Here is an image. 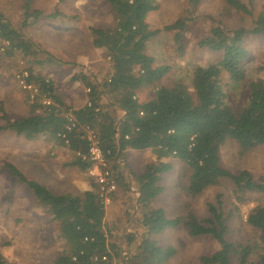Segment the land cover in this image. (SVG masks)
<instances>
[{"label": "trees", "instance_id": "trees-1", "mask_svg": "<svg viewBox=\"0 0 264 264\" xmlns=\"http://www.w3.org/2000/svg\"><path fill=\"white\" fill-rule=\"evenodd\" d=\"M103 1L112 11L113 26L89 27V33L91 44L108 57L110 71L99 80L85 74L73 77L89 89L85 104L78 108L66 105L53 81L28 66V79L51 104H42L39 97L29 98L28 115L4 120L0 103V118L4 120L0 133L9 131L27 140L52 139L72 153L71 165L85 171L90 163L76 153L86 152L81 127L90 124L98 129L103 150L110 151L117 185L127 193L130 186L120 172V155L129 148H150L156 161L134 176L135 190L127 211L130 227L121 235L105 222V207L92 180L81 194L55 193L26 177L14 164L6 163L8 173L32 192L56 225L64 247L51 264H161L176 250L171 245L159 246L152 235L180 224L186 225L190 235H209L218 243L214 252L200 257L202 264H231L234 256L238 264H264V205L256 204L246 211V223L254 234L251 244L226 239L228 217L219 196L216 204L208 205L210 216L202 220L192 212L185 217L167 218L162 209L151 205L162 191L160 174L172 166L169 160H163L167 158L178 159L190 169L186 191L191 196L222 179L232 182L233 198L240 204L246 193L264 192V179L255 180L247 169L232 172L220 163V149L228 139L235 141L241 151L264 145V81L259 77L247 80L249 56L245 47L248 32L264 39V14L255 19L249 31L212 25L196 45L219 52L220 58L186 69V80L175 75L166 83L164 78L172 66L156 63L155 56L147 51L148 45L161 31L171 32L173 52L181 57L189 17L182 15L162 28H152L147 15L158 8L155 0ZM20 11L21 27L41 17L58 15L34 7V0H21ZM21 27L0 13V60L19 53L30 58L32 64L53 62L54 58L29 40ZM242 83H246L247 96L235 107L228 100V87ZM144 88H151L152 95L140 100L137 93ZM67 112L73 114L76 127L68 133L69 144L65 146L57 134L64 129ZM257 251V260H249ZM3 262L0 255V264Z\"/></svg>", "mask_w": 264, "mask_h": 264}, {"label": "rangeland", "instance_id": "rangeland-1", "mask_svg": "<svg viewBox=\"0 0 264 264\" xmlns=\"http://www.w3.org/2000/svg\"><path fill=\"white\" fill-rule=\"evenodd\" d=\"M21 0H0L2 13L16 27H21ZM158 8L147 15L152 28H162L176 18L189 17L184 35V52L178 57L173 52L171 32L161 31L151 40L147 51L155 56L156 63L172 66L171 73L164 78L184 76V71L194 64H205L220 58L219 52L201 49L196 42L208 34L209 28L218 24L234 30L254 27L255 19L264 14V0H155ZM34 7L44 13L57 12L53 18L41 17L35 23L21 27L22 33L54 61L47 64H32L30 58L15 53L0 60V103L4 120L28 115L29 96L15 79L20 67L31 66L34 73L53 81L55 91L63 102L73 108L82 106L87 99V88L73 77L89 75L99 80L110 71V62L104 51L91 44L89 27L113 26V14L103 0H34ZM245 47L248 78L259 77L264 81V39L247 33ZM185 78V76H184ZM186 80V78H185ZM152 95L151 88L137 93L140 100ZM247 96L246 83L228 87V100L239 107ZM119 114V112H116ZM0 118V124H3ZM124 161L119 166L130 186L129 193L117 185L112 204L105 208V222L121 235L130 227L127 211L135 190L134 176L146 165L156 161L150 148L127 149L121 155ZM72 153L49 138L27 140L12 132L0 133V255L3 264H51L64 247L57 237L55 223L49 214L36 202L32 192L18 182L4 168L14 164L26 177L35 179L55 193L81 194L89 188L91 179L85 171L71 165ZM172 166L160 174L162 191L155 197L152 207L163 210L167 218L185 217L192 212L198 220L210 216L209 204H216L219 196L222 211L228 217L226 239L233 243L251 244L254 234L246 223L249 207L264 205V192L246 193L243 204L237 203L232 195L233 184L222 179L197 196L186 191L190 169L175 158H167ZM221 166L236 172L247 169L255 180L264 179V145L241 151L238 144L228 139L220 149ZM130 197V198H129ZM237 207V209H236ZM159 246L175 248L172 257L161 264H202L200 257L209 255L218 248V243L209 235H190L184 224L165 228L152 235ZM258 251L249 260H257ZM231 264H238L237 258Z\"/></svg>", "mask_w": 264, "mask_h": 264}, {"label": "built area", "instance_id": "built-area-1", "mask_svg": "<svg viewBox=\"0 0 264 264\" xmlns=\"http://www.w3.org/2000/svg\"><path fill=\"white\" fill-rule=\"evenodd\" d=\"M28 78L29 72L26 67H20V69L15 73L17 83L28 93L30 99L34 100L36 97H39L42 104L50 105V99L46 98L45 95H41L38 87ZM86 90L87 92L89 91V89ZM64 117L66 119L64 129L57 134V137L62 139L64 145L67 146L69 144L68 133L76 127V119L70 112L65 113ZM81 129L82 138L86 143V152H77L76 155L80 156L82 160L90 163V166L85 170V172L97 185L98 196L103 206L106 208L112 204L113 194L117 188V183L111 168L109 157L110 151L103 150L101 146L100 133L97 128L91 126L90 124H84Z\"/></svg>", "mask_w": 264, "mask_h": 264}, {"label": "crops", "instance_id": "crops-1", "mask_svg": "<svg viewBox=\"0 0 264 264\" xmlns=\"http://www.w3.org/2000/svg\"><path fill=\"white\" fill-rule=\"evenodd\" d=\"M86 100H87V99H85V102H86ZM85 102H84L82 105H84V104H85ZM126 150H127V149H126ZM121 161H124V160H121ZM120 165H121V164H120ZM115 192H116V191H115Z\"/></svg>", "mask_w": 264, "mask_h": 264}]
</instances>
